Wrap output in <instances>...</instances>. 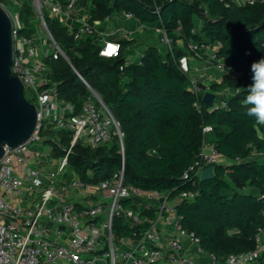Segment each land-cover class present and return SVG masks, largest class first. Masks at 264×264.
<instances>
[{"label": "trees", "instance_id": "trees-1", "mask_svg": "<svg viewBox=\"0 0 264 264\" xmlns=\"http://www.w3.org/2000/svg\"><path fill=\"white\" fill-rule=\"evenodd\" d=\"M78 7L88 12L91 24L130 12L147 27H164L172 52L150 46L140 62L128 63V47L134 41L123 39L119 56H104L99 40L102 26L76 39L68 25L46 14L47 27L67 56L55 51L44 58L59 97L81 113L92 98L91 90L96 91L124 133L123 153L117 133L110 142L92 147L81 139L72 145L69 131L54 126L43 129L44 137H55L46 140L53 157L60 159L71 150L69 168L87 184L109 179L124 161L127 183L143 191L195 193L179 211L185 227L196 232L207 252L223 260L253 249L257 230L264 228L260 205L264 197V126H257L246 115L243 100L244 89L252 83L251 64L264 58V1L79 0ZM21 8V34L32 36L37 32L33 8L27 1ZM178 41L203 59L202 45L219 44L210 61L218 65L220 60L226 72L222 82L210 90L228 87L233 91L225 106L210 110L202 96L189 88V78L180 67L184 50ZM206 127L212 130L205 132ZM205 144L214 146L228 163L214 164L212 179H183ZM250 188L258 194L245 192ZM114 231L118 236L130 235L132 228L117 218Z\"/></svg>", "mask_w": 264, "mask_h": 264}, {"label": "built area", "instance_id": "built-area-1", "mask_svg": "<svg viewBox=\"0 0 264 264\" xmlns=\"http://www.w3.org/2000/svg\"><path fill=\"white\" fill-rule=\"evenodd\" d=\"M18 3L19 0H13ZM33 8L35 17L48 35V43L58 48L50 33L45 10L49 16L59 18L68 25L76 39L91 34L101 22H89V17L80 18L79 0H25ZM264 0H242L241 3H255ZM0 4L10 13L13 20V62L12 72L19 76L37 107L38 127L33 137L18 148L6 147L0 160V264H264V228L255 234V247L247 252L230 254L220 260L214 253L207 252L196 232L184 225V216L179 207L185 201L193 200L195 193L189 191L173 194V191H143L127 183L125 162L122 168L109 179L92 185L75 179L70 186L56 187L52 181L58 173L69 167V155L60 158L57 171L44 179V167L34 164V153L30 143L40 140L41 130L54 126L73 134L72 145L79 139L97 147L112 140L117 133L124 153V133L119 122L100 95L92 91V98L81 113L71 102L61 99L56 84L49 77L50 68L38 57L42 39L36 32L32 36L21 34L23 28L20 15L12 12L7 4ZM160 15V11L157 10ZM127 19L135 16L125 12ZM78 24L75 26V24ZM167 51L172 52L171 40L164 27L156 28ZM104 36L99 32V37ZM106 42L118 45L116 52L108 57H117L121 44L106 40L101 55L107 53ZM206 45H202V48ZM195 50L197 47L191 46ZM49 55L46 52L45 57ZM215 58V54L212 56ZM217 67L226 72L221 61ZM189 88L203 96L197 79L189 80ZM28 98V97H27ZM223 102L222 106H225ZM206 127L205 132L211 131ZM223 158L214 146L205 144L196 162L183 174L189 180L201 176L208 166L222 163ZM27 186L39 190V201L34 208L25 210L14 204L5 195L21 194ZM99 189L103 202L79 205L67 199L68 188ZM25 216L23 223L18 218ZM122 218L131 228L130 235L118 236L114 231L115 219ZM43 220L56 225V234L61 237L69 232L67 244L49 238L41 228Z\"/></svg>", "mask_w": 264, "mask_h": 264}, {"label": "crops", "instance_id": "crops-1", "mask_svg": "<svg viewBox=\"0 0 264 264\" xmlns=\"http://www.w3.org/2000/svg\"><path fill=\"white\" fill-rule=\"evenodd\" d=\"M25 1V0H24ZM23 1V2H24ZM241 2L242 0H237ZM76 15L80 18L88 16V12L79 7V12H76ZM196 23L198 26H201L202 21L197 19ZM78 24L76 23L75 26ZM100 26L103 27L104 36H100L99 40L101 45L105 43L106 40H114L119 42L123 39L133 40L134 43L128 47L127 61L128 63H138L140 62L144 52L150 46H157L164 53L167 52L166 46L161 42V36L156 32L155 28L147 27L141 24L137 18L127 19L125 17V12H120L115 14L111 18L101 22ZM178 46L184 50V54L181 57L186 58V66L185 68L181 67V59H180V67L185 74H187L189 80L197 79L198 84L200 86V93L203 95L205 92H213L216 94H220L222 96L221 102L218 104L222 106L223 102H226L231 95L232 92L228 87H223L219 91H212L210 87L215 84H220L222 82V78L225 72L221 71L216 64L210 61V58L215 54V52L219 48V44L216 43L214 45H209L201 49V54L206 58H200L193 52H191L188 48L184 46L182 41H178ZM47 127L46 129L51 128ZM44 142L48 138L55 140L54 136L44 137ZM47 144V143H46ZM49 150L44 151L43 149L33 150L34 153V164L39 167H44V179L46 182H51L49 180V176L57 171V164L59 159H55L52 155L53 149L49 145ZM39 160V161H38ZM222 163H228L226 159L222 160ZM79 178L78 175L72 171L69 167L62 173H58L57 176L53 179L52 183L56 187L70 186V184ZM247 193L250 194H258V191L255 189H247ZM66 197L71 202L79 205H89L96 202H103L104 195L97 188H71L65 192ZM5 197L13 202L14 204H20L23 206L25 210L34 208L39 201V190L31 189L30 186H27L26 189L21 193L15 196H9L5 194ZM25 216L18 218L20 223H23ZM41 228L45 232L49 238L61 243L67 244L69 241V232H66L64 236L59 237L56 234V225H54L49 220H43L41 223Z\"/></svg>", "mask_w": 264, "mask_h": 264}, {"label": "water", "instance_id": "water-1", "mask_svg": "<svg viewBox=\"0 0 264 264\" xmlns=\"http://www.w3.org/2000/svg\"><path fill=\"white\" fill-rule=\"evenodd\" d=\"M13 20L10 13L0 4V160L6 147L15 149L28 142L38 127V111L34 103L25 96V85L12 72ZM202 100L210 110L221 106L220 94L205 92ZM90 163V161H88ZM214 177L213 166L204 168L201 180ZM264 210V197L260 198Z\"/></svg>", "mask_w": 264, "mask_h": 264}, {"label": "clouds", "instance_id": "clouds-1", "mask_svg": "<svg viewBox=\"0 0 264 264\" xmlns=\"http://www.w3.org/2000/svg\"><path fill=\"white\" fill-rule=\"evenodd\" d=\"M107 53L111 56L116 52L118 45L106 42ZM186 58L181 59V67L185 68ZM252 73V83L244 89L246 95L243 100V106L246 109V115L253 118L257 126H264V58L253 62L250 67Z\"/></svg>", "mask_w": 264, "mask_h": 264}, {"label": "rangeland", "instance_id": "rangeland-1", "mask_svg": "<svg viewBox=\"0 0 264 264\" xmlns=\"http://www.w3.org/2000/svg\"><path fill=\"white\" fill-rule=\"evenodd\" d=\"M7 6L9 7V9L16 13V14H21V4L23 2V0H19L18 3H15L13 0H3ZM46 14L49 15V10H45ZM33 21L35 22V26L37 27V33L38 35L41 37L42 39V47L39 46V49H38V57L40 60H43L44 61V58H45V54L47 51H49V54L50 53H54L55 51L58 50L57 47H55L54 45H52L51 43H48V35L46 33V31L42 28L39 20L34 17L33 18ZM62 53H63V57L64 58H67L66 54L64 53V51L61 49ZM26 97H28L29 99H31L28 95V93H26ZM44 138L42 137V134L40 135V140H35L33 142H31L29 145H30V148L31 150H36V149H43L44 151L46 150H49V144H46L44 141ZM39 161V160H38ZM247 192V191H245Z\"/></svg>", "mask_w": 264, "mask_h": 264}]
</instances>
